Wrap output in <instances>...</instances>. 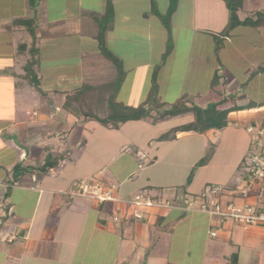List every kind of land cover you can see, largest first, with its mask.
<instances>
[{
    "label": "crops",
    "instance_id": "0c3cea01",
    "mask_svg": "<svg viewBox=\"0 0 264 264\" xmlns=\"http://www.w3.org/2000/svg\"><path fill=\"white\" fill-rule=\"evenodd\" d=\"M172 1L0 0V264H82L87 260L77 257L78 251H85V256H99L101 251H112V240H115L113 264H191L190 247L198 239V233L203 236L200 241L206 261L214 263L220 258L230 260L236 256V264H264L262 225L238 227L233 222L229 225L225 219L195 211L207 205L200 194L210 187H223L222 203L240 205L247 202L256 208H264L259 199L264 186L248 179L244 173L246 166L239 179L234 180L241 158L235 161L231 172L221 171L223 180L213 179L211 172L219 167L212 164L218 154L217 147L210 159L204 164L198 163L195 169L201 171L198 177L205 179V184L199 186L198 178L190 173L195 163L194 148L201 155L208 149L206 142L212 139L206 137L207 132L174 130L191 123V113L145 123L137 121L144 124L140 127L141 132L149 134L143 148L138 147L145 151L139 155L145 165L138 168L140 172L132 170L124 174L108 168L112 159L120 156L122 148L127 152L129 162L133 156L137 159L139 156L132 155L130 146L121 145L122 148L112 152L113 130L102 125L99 116L97 120L89 116L81 118L83 110L80 109L85 103L90 112L95 109L94 112L105 114L108 109L99 108L98 103L95 106V101H90L95 97L92 95L94 89L107 88L102 83L91 85L93 80L103 79L99 76L102 70L110 71L103 62L111 60L102 55L96 36L99 17H107L102 20L106 27L105 48L121 60V64H131L138 55L129 54L121 59L112 52V42L128 43L135 39L136 43L132 33L141 34L139 40H145L147 56L156 54L151 55L146 64L125 67L123 86L128 77L139 81L137 72L141 67L151 73L152 64L162 57L166 41L170 39L168 35L181 29L175 21L177 8L169 16L172 27L168 30L164 26L162 17L167 15ZM183 1L188 4L182 14L186 16L185 26L190 25L188 29L192 32L208 28L221 32L227 25L229 14L222 0ZM206 1L210 2L209 7ZM128 5L133 6L131 10ZM260 9L264 10V0H242L238 19H249ZM196 10L200 12L197 15ZM137 11L139 13L135 14ZM239 15L244 18L240 19ZM198 17L206 20L204 25L197 26ZM73 24L78 27L71 28ZM246 28L259 29L256 32L259 39L264 33L261 25L239 26L231 33L242 29L241 34H246ZM232 39L231 35L223 39L227 45L218 49L220 57L235 44ZM256 47L257 52L246 51L240 43L242 51L235 53L244 59L253 57L243 61V79L240 80L241 75L236 77L239 83L232 93L237 100H242L243 104L239 106L250 101L254 103V97L264 95V69H251V65H264V47L263 52L259 51L261 46L258 45L252 49ZM85 57H92L97 66L83 65ZM255 57L258 60H254ZM149 79L150 76L147 81ZM34 81H38L37 86ZM137 81L135 84L141 87L142 83ZM117 93L119 96L120 89ZM206 103L200 107H206ZM256 106L229 113L228 126L224 127L235 125L237 128L233 133L237 136L242 131L239 123L247 125L248 133H244L242 141V154L247 153L246 158L258 137L257 132L264 130V103ZM185 115L189 122L184 125H168ZM120 135L125 138L122 133ZM165 136L168 138H162ZM197 138L200 139L197 147H186L185 142L195 145ZM55 140H61L60 147L54 146ZM259 140L264 143V137L260 136ZM179 141L183 142L185 151L180 152L179 159L182 154L191 156L184 164L183 175L176 176V170L169 166L163 171H150L166 157L170 162L173 152H170V146ZM47 162L54 166L41 170ZM17 169L20 175L12 174ZM175 177H180L178 182ZM81 180L101 183L103 191L110 192L112 201L69 197L67 193L75 190ZM242 193H246L245 199L241 197ZM138 195L155 202H169L170 208L135 207L128 203ZM198 195L201 199L196 198ZM213 232L214 237L211 236ZM155 249L165 251V255L161 258L151 255Z\"/></svg>",
    "mask_w": 264,
    "mask_h": 264
},
{
    "label": "rangeland",
    "instance_id": "374dc122",
    "mask_svg": "<svg viewBox=\"0 0 264 264\" xmlns=\"http://www.w3.org/2000/svg\"><path fill=\"white\" fill-rule=\"evenodd\" d=\"M198 2V1H197ZM207 7H209L210 2L206 1ZM187 2L183 1L182 2L179 0H173L170 4V7L167 9L170 11L172 9V12L177 11V17L175 21L177 22V26L181 28L180 30H175L174 33L171 35H168L170 39H167L165 48H163L162 51V57L160 60L155 61L153 63L154 69L149 73L145 68L146 67H141L138 70V77L140 78L139 81L132 79V77H128L127 80L124 81L123 86L120 85V93L119 96H117L116 87L118 86L117 84L119 83V74L116 73V69L121 72V74H124L125 67L127 68L128 66H132L135 63L139 64H146V60L153 55L152 57L156 56V54H151L150 56H147V51H146V46L144 45V39H141V34H135L132 33L131 37L134 38L136 37V43L134 42L135 39L133 40V44H131L130 47L128 46V43L131 42L129 38V42H118L114 41L112 42V52L115 54L119 55L120 58L125 59L126 56L133 55L135 57L138 55L137 59L133 58L131 60V64H121V60H118L116 58L115 61H109L106 62V60L103 62L105 65H107L108 68H110V71L104 72L102 70V74L99 76L103 77V79H95L93 80V86L95 85H101V83L106 85L103 94L100 93L99 88L94 89V93L92 95H95L94 98H90V101H95L94 105L96 106L98 103L99 108H105L107 107L109 109L112 108V96H114V100L118 103H121L124 106H131V107H140L142 104L146 103V108L149 107L152 111L151 113V119L147 118L144 121H149V120H154L153 117H156L158 112L163 113V111H167L168 109L176 106V109H182L184 107H192V106H198L200 107L201 105H204L206 102V105L208 103L212 102H217V99L220 98L222 99L223 96H230L234 94L232 91L235 89L237 83H239V79H236V77L240 76V80L243 79L245 74H243V61H248V58L252 60L253 57H246L240 58L235 53H238L239 51H242V48H239V45L241 43V46L243 47V50L246 51H253L257 52L258 48L252 49L253 46L258 45L261 46L259 51H262V43H264V33L259 39L256 35V32L259 30H252L248 29L246 34H241L242 29H237L238 31H234L230 33L232 41L235 43L232 47H229L225 53V56L220 57V54L218 53V49L220 47H225L227 45V42H224L221 37H222V32L226 30L227 25H225L221 32L213 30L211 28L205 29H199L197 32H192V30L188 29L190 28V25H186V16L182 15L184 9L187 6ZM212 6V4H211ZM128 7L131 8L133 6L128 5ZM263 7V6H262ZM120 8L119 10H121ZM126 9V8H125ZM109 10V8H108ZM127 10V9H126ZM159 12H161L162 9H158ZM198 10V8H197ZM196 10V15L197 13L199 14L200 12ZM203 10V9H202ZM263 11V12H262ZM255 16H252L250 19L255 21V25H261L264 26V10H259L254 11ZM257 12V13H256ZM132 13V11H131ZM139 13L138 11L135 12V14ZM242 13V12H241ZM240 13V14H241ZM240 16V19H243ZM165 17V16H163ZM100 19L97 22V29H96V36L99 37V45H100V50L103 53L102 55L108 59V55H111V53H108L107 49L105 48V42H104V35L106 27H104V24L102 20L107 17H99ZM164 22L166 25H169L170 19L169 16H166L164 19ZM198 22V25H204L206 20L200 19L199 17L196 20ZM218 22V20H217ZM216 25V23H214ZM212 25V26H214ZM71 28L76 29V25H70ZM171 24L167 28H171ZM245 29V31H246ZM257 29V28H254ZM167 31V30H166ZM254 31V33H253ZM264 31V30H262ZM243 33V32H242ZM167 36V33H165ZM137 35V36H136ZM244 43L245 45L244 47ZM136 44V45H135ZM237 44V45H236ZM239 44V45H238ZM134 45V47H132ZM168 45V46H167ZM219 47V48H217ZM235 49H234V48ZM160 49H157L158 51ZM138 51V54H137ZM263 52V51H262ZM114 55V54H113ZM147 56V57H146ZM205 57V58H204ZM242 57V56H241ZM262 59V58H261ZM241 60V61H240ZM254 60H258L257 57L254 58ZM89 64H95L94 59L92 57H85V61L83 65L89 67ZM95 66H97L95 64ZM264 65H251V69L253 70L254 68H258L259 70H263ZM161 67V70H155V68ZM254 67V68H253ZM71 68V66H70ZM242 70V71H241ZM252 72V71H251ZM87 73V72H85ZM155 74L154 77H156L155 84H157V92L155 94V91L151 90L150 88L152 87V74ZM150 76L149 81H147V78ZM124 78V77H123ZM236 79V80H235ZM142 83L141 87L138 86V84H135V82ZM147 81V83H146ZM110 86V87H109ZM160 89V90H159ZM90 93L92 92L91 90H87ZM119 91V90H118ZM115 92V93H114ZM100 98L102 100H100ZM120 99V100H119ZM245 100H249L245 99ZM103 101V102H101ZM205 101V102H204ZM254 103L260 105L264 103V95H261L259 98L254 97L252 99ZM69 102V101H68ZM101 102V103H100ZM197 102H199L197 104ZM100 103V104H99ZM228 104H224L220 106V110L229 107L231 105H242L243 102L242 100H231L228 102ZM260 103V104H259ZM93 105V104H92ZM94 107V106H93ZM202 108V107H201ZM205 108V106H204ZM98 109V108H97ZM177 109V110H178ZM80 110H83V116L81 118H86L87 116L93 117V119H96L97 116L100 117V119H106L107 117V112L105 114H101L97 112H94L93 109L92 112L89 111V105L86 103L81 107ZM110 110V109H109ZM89 111V112H88ZM191 115V114H190ZM180 116V115H178ZM230 117H226V126H228V119ZM97 120V119H96ZM110 124H112V119L109 121ZM142 122V121H140ZM186 122H189L188 117L182 116L178 118V120H175L173 122H170L171 124H168L169 126H179V125H184ZM131 123V122H130ZM145 123V122H144ZM103 125V124H102ZM130 125L131 128H128ZM135 125L137 127H135ZM140 125V126H139ZM144 124H138V122H132L129 124L128 122L119 125L116 129H112V152L115 150H118L119 147L122 148V146H130L132 155H141L144 150H139L138 147L143 148L145 145L146 139L149 137V134H146L145 132L142 133L140 130V127ZM150 125V124H149ZM242 131H239L237 136L233 133L236 131L235 128H237L235 125H232L230 127L223 128L222 130H209L207 131L206 137L210 136L212 139L211 141H207L206 145L208 149H206L203 154L200 155V152L198 150H195V158H194V164L193 167L190 168V173L191 176H196L198 178L197 184L199 186H202L205 184V179H202L203 177H198L200 174V170H195L197 168L198 163H206L210 159V155L212 152H214V148L217 147L218 149V154L214 157L213 160V165L217 166L216 168L214 167L213 169H216L215 172H211V177L213 176V179L217 180H223V173L221 171L226 170L227 173L231 172L233 169V166L235 164V161L238 158H241L239 161V165L237 166L236 175L234 180L236 181L239 179L240 174L242 173L241 170L245 166L248 165V160L245 157L247 153L244 155L242 154L243 152V145L242 141L244 139V133L248 130L247 125H243L239 123V126ZM154 126V125H151ZM234 127V128H233ZM108 129L111 127H107ZM139 128V131L137 130ZM151 132V131H150ZM123 134L124 137H121L120 134ZM248 133V132H246ZM216 134V135H215ZM166 136H170L171 134H165ZM162 137V138H168V137ZM172 136V135H171ZM170 136V138H171ZM216 136V137H213ZM115 137V138H114ZM161 139V138H160ZM197 143L193 145L192 143L185 142L184 144L186 147L191 146L194 147L199 144L200 139L197 138ZM196 141V140H195ZM60 141L55 140L54 146L55 147H60L59 144ZM62 142H64V138L62 139ZM173 142L171 144L170 152V162H168L169 158L166 157V159L161 162L156 168H152L150 171H163L165 169V166L173 168L174 171L176 170L175 174L176 176H182L184 173V164L186 162H189L190 160V154L188 157H186L184 154H182V159H179L181 154L180 152H185L183 149V142ZM122 145V146H121ZM139 145V146H138ZM264 145V144H263ZM103 146V145H102ZM137 146V147H136ZM62 147V146H61ZM197 147V146H196ZM252 147V150L255 151L256 148ZM264 148V147H263ZM59 148L56 149L58 152ZM97 150V149H96ZM137 150L139 151L138 153ZM192 150V151H194ZM248 151V150H247ZM171 155L173 162L171 161ZM97 156V154H96ZM184 156L186 159H183ZM99 157H101L99 155ZM103 157V155H102ZM127 152L125 153L124 149L122 148V151L120 153V156L115 158L114 160L112 159V163L108 165V168L111 169L113 172L116 171L119 174H124L129 171L135 170L136 172H140L138 169L139 167L145 165L144 161L143 164L141 163L140 156L135 158L133 156V159L129 162ZM171 166H170V165ZM107 169H104V172L107 173ZM19 172V173H18ZM19 174L20 171L15 170L12 172V174ZM107 175V174H105ZM180 177H175V180L178 182V179ZM133 179V178H132ZM202 179V180H201ZM104 180H108V178L104 177ZM233 180V181H234ZM232 181V182H233ZM214 184V183H213ZM226 186V185H225ZM228 186V185H227ZM178 190H182V188H178ZM204 192V191H203ZM202 192V193H203ZM197 195V194H196ZM192 196V195H191ZM195 196V195H193ZM197 199H201L198 195L196 197ZM226 203V202H225ZM224 204V203H223ZM225 221L229 222V225H232V221L229 219H225ZM253 227V226H249ZM203 236L198 233V239L196 240L195 243H193V247H190L192 249L191 251V257H190V263L191 264H225L224 262H227L226 264H236V256L231 257L230 260H220L218 259L217 261H213L214 263L210 261H206L204 259L203 255V244L200 241ZM229 250V249H228ZM233 251V250H232ZM235 251V250H234ZM80 254L77 257H84L85 260L82 264H113V259L115 255V240H112V251H101L99 256H91V255H84L86 252L85 251H78ZM93 252V251H92ZM91 251L89 253H92ZM165 251H159V250H154L152 251L151 255L159 256L161 258L162 255H165ZM170 253V252H169ZM222 252H219L218 254H221ZM170 255V254H169ZM179 256V255H177ZM183 258V255H182ZM185 258V255H184ZM76 261H80V259H76ZM77 264V262H75Z\"/></svg>",
    "mask_w": 264,
    "mask_h": 264
},
{
    "label": "trees",
    "instance_id": "16d2710c",
    "mask_svg": "<svg viewBox=\"0 0 264 264\" xmlns=\"http://www.w3.org/2000/svg\"><path fill=\"white\" fill-rule=\"evenodd\" d=\"M225 3V6L228 10V23H227V27L226 30L224 32H222V37L221 39L223 40L225 37L230 36V33L232 30H234L235 28L239 27V26H254L255 25V21H253L252 19H245L244 21H240L238 19V15L237 12L239 11V8L241 7L242 4V0H222ZM172 13V9H170V11H168L166 16H170ZM165 16V17H166ZM165 17H162L163 19ZM164 26L166 27V29L169 30V28H167L168 26L166 25V23L164 22ZM98 41H99V37H97ZM168 46V45H167ZM219 48V47H217ZM109 53V52H108ZM108 55V59H110L111 61H115L116 58L114 57V55ZM160 68V67H159ZM158 68V69H159ZM157 68H155V70H158ZM118 71L119 74V83L117 84L118 86L116 87V92H118L120 85L122 84L123 81V76L124 74H121V72ZM155 74H152V78H151V82H152V87L150 88L152 91H155L156 94V90L158 88L157 84H155V80L156 77H154ZM36 84L35 86H37L38 81H34ZM82 90V89H81ZM101 92L103 90H100ZM115 93V92H114ZM231 100H236L235 96L230 95V96H223L222 99L218 98L217 102H212V103H208L206 105L205 108H201L198 106H192L190 108L188 107H184L182 109H176V106L168 109L167 111H163V113L158 112V114H156V117H153L154 120H160L166 117H174V116H178V115H183L186 113H191L193 116V121L187 125L178 127L176 129H174L175 131H184V132H195V133H205L209 130H221L226 126V117L229 113L231 112H237V111H242V110H248L254 107H257L255 103H252L250 101V103L244 105V106H239V105H231L229 107H226L222 110H220V106L224 105V104H228L230 105L228 102H230ZM147 103V102H146ZM146 103L142 104L140 107H131V106H124L121 103H118L114 100V96H112V104L111 107H109L108 112H107V118L106 119H100L98 118V121L100 123H102L105 126H110L112 129H116L119 125H122L126 122H130V121H141V120H145L147 118L151 117V109L149 107L146 108ZM112 119V124H110V120ZM54 165H52L50 162H47L46 165H44L41 170H46L47 168H52Z\"/></svg>",
    "mask_w": 264,
    "mask_h": 264
},
{
    "label": "built area",
    "instance_id": "2783aa9c",
    "mask_svg": "<svg viewBox=\"0 0 264 264\" xmlns=\"http://www.w3.org/2000/svg\"><path fill=\"white\" fill-rule=\"evenodd\" d=\"M252 129H250L251 131ZM258 136L254 141L255 151L251 149L248 153L247 160L248 165L246 166L244 173L247 175L248 179L252 182H259L264 186V143L259 140V137H264V130L259 129L257 132ZM253 148V149H254ZM77 188L71 192H68L69 197H86L98 200L100 202L112 201V197L109 191H103L102 184L99 182H87L86 180H81L76 186ZM223 187H210L207 188L202 194L207 203L195 209L197 212H202L210 216L219 219H229L233 222L235 226L238 227H249L262 225L264 228V208H256L250 203L244 202L240 205L234 204L232 202L221 201V193ZM241 197L246 198V193H242ZM262 204H264V188L262 194L259 196ZM129 204L135 205V207H145V208H170L169 202L163 201H151L144 195L136 196ZM189 207H192V203L188 202ZM188 210V209H187ZM194 210V209H191ZM214 237L215 233H211Z\"/></svg>",
    "mask_w": 264,
    "mask_h": 264
}]
</instances>
